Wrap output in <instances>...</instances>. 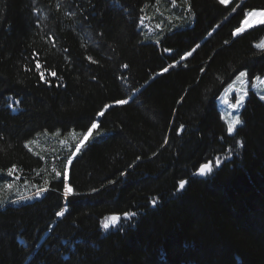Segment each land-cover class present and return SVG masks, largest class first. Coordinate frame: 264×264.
<instances>
[{
  "label": "trees",
  "instance_id": "16d2710c",
  "mask_svg": "<svg viewBox=\"0 0 264 264\" xmlns=\"http://www.w3.org/2000/svg\"><path fill=\"white\" fill-rule=\"evenodd\" d=\"M252 10L0 0V264H264V100L248 91L232 134L216 106L264 76V25L232 35Z\"/></svg>",
  "mask_w": 264,
  "mask_h": 264
},
{
  "label": "snow or ice",
  "instance_id": "6c2138e0",
  "mask_svg": "<svg viewBox=\"0 0 264 264\" xmlns=\"http://www.w3.org/2000/svg\"><path fill=\"white\" fill-rule=\"evenodd\" d=\"M177 2V0H172L173 5H175ZM185 2H187V0H185ZM218 2L222 5H227L229 3V0H218ZM157 3H159V0H157ZM256 20L260 25H264V10H252L249 11L245 14L244 19L241 23L240 26H238L234 32H232L233 36H238L241 33H243L244 31H246L247 28H251L253 27V23L252 21ZM197 47H199V45H197ZM256 47L262 51H264V42L258 43L256 45ZM193 51H195V49H193ZM191 52H188L186 54V56L181 57V59H186L187 56H191ZM89 60H91V57H88ZM95 62V61H93ZM36 70H40L43 66L42 64L39 62V60L36 61L35 64ZM163 72H167L168 68H164L162 70ZM50 75H52L53 77H55L57 74L56 72H51ZM247 73L245 71H240L239 74L236 76V80L239 81L241 84H245L247 83V81L244 79L245 77H247ZM39 78L42 82H46V77L43 71H39ZM255 82H259L261 84H264V80H262L260 77H256L255 81H253V86L255 85ZM231 88V86H229ZM247 91H243V94L239 95L236 97L235 99V103L231 105V107L233 108V110L238 109L240 106L243 105L244 103V98L247 95ZM259 98L261 100H264V95H260ZM117 104H127L128 101L127 100H119L116 101ZM105 112L101 111L100 113H98L99 116H104ZM241 121L239 119V117H235L233 119V121L231 123H229L228 125V131L229 133H231L234 130L235 125L240 124ZM99 128V124L97 122H93L91 123V126L87 129V131L83 134V137L76 143L75 145V152L71 154V156L68 158L67 160V165H71L72 164V157H74L76 155V153H79L81 151V149L84 147L85 143L89 140V138L92 136L93 134V130H96ZM183 129V126H181L180 130ZM3 137H0V139H2ZM25 147H27V144L25 145ZM16 171L15 166H13L12 168L8 169V175L11 176L13 175V173ZM53 171L55 172L56 177H60L61 173L57 172L55 169H53ZM211 171V162L203 164L199 167L198 172L196 174L199 175H205L206 173ZM64 184H63V195L65 198H67L68 196H70L73 193V188L67 183V178H68V168L67 166L64 168ZM123 175V173H122ZM186 182L185 181H180L179 187L182 189L184 187V184ZM8 187L10 188L11 185H8ZM47 191V189L45 188H40L35 195L37 197H39L41 195L42 192ZM56 215L58 217H62L64 215L63 211H58L56 213ZM132 215H135L134 213H125V218H128ZM109 220H111L112 222H117L119 221V217L118 216H111L110 218H108ZM103 227L105 229L109 228V223L105 222L103 224Z\"/></svg>",
  "mask_w": 264,
  "mask_h": 264
},
{
  "label": "rangeland",
  "instance_id": "374dc122",
  "mask_svg": "<svg viewBox=\"0 0 264 264\" xmlns=\"http://www.w3.org/2000/svg\"><path fill=\"white\" fill-rule=\"evenodd\" d=\"M230 1L231 0H229V2ZM252 23L254 26L260 25L256 20H253ZM248 29L249 28H247L246 30H248ZM261 42H264V38ZM187 57H189V56H187ZM255 78L248 79V77H245L244 79L247 81V83L241 84L239 81L236 80V77H235L231 81V83L225 87V89L221 92V94L217 98V102H216L217 110H218L222 120L226 124L228 134H232L234 132V130H233L231 133H229V131H228L229 123H231L235 117H239L238 113H239L240 109L242 108V106L244 105V103H243V105L240 106L238 109L233 110L231 105L235 103L236 97L243 94V91H247V93H248L249 90L258 93L259 95H264V84H261L259 82H255V85L253 86V81H255ZM260 78L262 80H264V76H261ZM229 86H231V88ZM246 97H247V95L244 98V102L246 100ZM236 126L237 125H235L234 129L236 128ZM40 197H41V195L39 197L31 196L28 199H26V201L30 202V201L39 199Z\"/></svg>",
  "mask_w": 264,
  "mask_h": 264
}]
</instances>
